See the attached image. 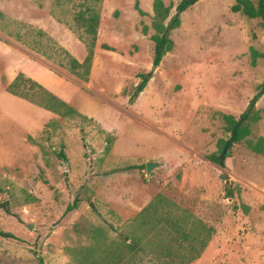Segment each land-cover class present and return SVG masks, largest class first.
<instances>
[{
  "label": "rangeland",
  "instance_id": "obj_1",
  "mask_svg": "<svg viewBox=\"0 0 264 264\" xmlns=\"http://www.w3.org/2000/svg\"><path fill=\"white\" fill-rule=\"evenodd\" d=\"M162 1L173 15L180 0ZM152 2L0 0V202L16 215L0 208V231L18 238L0 235V264H66V247L89 242L85 228L114 238L157 194L214 228L189 264H264V157L246 143L264 137V95L255 104L261 118L227 149L225 166L209 159L229 139L221 115L237 118L264 81L260 20L232 12L235 0H198L180 14L172 50L151 71ZM85 4L100 13L88 82L37 33L76 56L72 17ZM18 72L86 118H62L7 92ZM147 161L157 163L150 172Z\"/></svg>",
  "mask_w": 264,
  "mask_h": 264
},
{
  "label": "trees",
  "instance_id": "obj_2",
  "mask_svg": "<svg viewBox=\"0 0 264 264\" xmlns=\"http://www.w3.org/2000/svg\"><path fill=\"white\" fill-rule=\"evenodd\" d=\"M198 0H180L174 7V14L170 15L172 5H165L162 0H153V18L151 35L153 42V64L158 65L164 54L173 48L170 37L172 30L180 26V14L195 4ZM232 12H239L248 18H258L264 32V0H235L230 7ZM139 13H143L139 10ZM77 38L85 45L86 55L79 61L66 48L57 44L46 32L37 30V33L47 38L50 46L47 49L58 51L62 57L61 66L83 82L89 80L91 65L94 57V46L98 37L100 13L94 5H83L72 17ZM71 29V27H69ZM22 40L21 37H17ZM106 50H113L107 44H101ZM47 59H52L50 53L36 44L30 47ZM140 81L135 85L129 96L133 103L136 97L146 86L149 74H140ZM6 91L29 103L44 108L62 118H82L81 114L64 99L50 91L40 82L18 72L6 85ZM264 95V81L258 84L255 93L249 100L246 109L236 118L231 114H222L224 128L230 133L232 142H239L251 133V123L258 121L261 115L255 109V104ZM264 112V110H263ZM222 142L220 146L224 145ZM248 148L264 157V137L255 141L247 140ZM223 147V146H222ZM222 150V149H221ZM220 153H212L209 159L224 167V159ZM58 156L66 160L63 144ZM135 166H128L127 169ZM76 205V201L73 206ZM70 206V208H73ZM7 214L11 212L8 201L0 202ZM16 216V215H15ZM89 242L83 245L66 247L70 257L66 264H189L200 257L207 246L214 231L189 211L181 209L162 194L154 196L127 224L126 228L116 237H110L102 227L89 226L85 228ZM0 235L18 239L10 232L0 231ZM38 264H42V261Z\"/></svg>",
  "mask_w": 264,
  "mask_h": 264
},
{
  "label": "water",
  "instance_id": "obj_3",
  "mask_svg": "<svg viewBox=\"0 0 264 264\" xmlns=\"http://www.w3.org/2000/svg\"><path fill=\"white\" fill-rule=\"evenodd\" d=\"M156 67H157V65H154V64H153L151 71H152L154 68H156ZM232 143H233V142H232L230 139H228V140L225 141V143H224V145H223V147H222L221 153H220V157H221V158H224V157H225V154H226V152H227V149H228L229 147H231ZM156 165H157L156 162H153V161H147V162L145 163V170H146V172H150L154 167H156ZM227 183H228V182H227ZM28 228H31V227L29 226Z\"/></svg>",
  "mask_w": 264,
  "mask_h": 264
},
{
  "label": "crops",
  "instance_id": "obj_4",
  "mask_svg": "<svg viewBox=\"0 0 264 264\" xmlns=\"http://www.w3.org/2000/svg\"><path fill=\"white\" fill-rule=\"evenodd\" d=\"M77 38V37H76ZM78 39V38H77ZM81 42V41H80ZM97 42V41H96ZM95 46H96V43H95ZM95 46H94V57H93V62H94V58H95ZM66 48V47H65ZM67 49V48H66ZM68 50V49H67ZM69 51V50H68ZM70 52V51H69ZM78 53H77V55L76 56H74L71 52V54L76 58V59H78L79 61H81L84 57H85V55H86V48H85V45L81 42V48H80V50L79 51H77ZM93 62H92V65H91V70H90V75H89V79H90V76H91V72L93 71V69H94V65H93ZM89 81V80H88ZM87 81V82H88Z\"/></svg>",
  "mask_w": 264,
  "mask_h": 264
}]
</instances>
